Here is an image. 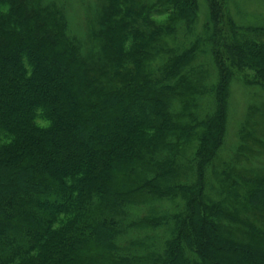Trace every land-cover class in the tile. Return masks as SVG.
I'll use <instances>...</instances> for the list:
<instances>
[{"label":"trees","instance_id":"obj_1","mask_svg":"<svg viewBox=\"0 0 264 264\" xmlns=\"http://www.w3.org/2000/svg\"><path fill=\"white\" fill-rule=\"evenodd\" d=\"M103 1L89 31L68 0H0V264H264V166L223 158L264 25Z\"/></svg>","mask_w":264,"mask_h":264},{"label":"rangeland","instance_id":"obj_2","mask_svg":"<svg viewBox=\"0 0 264 264\" xmlns=\"http://www.w3.org/2000/svg\"><path fill=\"white\" fill-rule=\"evenodd\" d=\"M68 1L72 16H78L83 28L92 31L104 1ZM227 4L239 23L264 25V0H227ZM157 63L155 57L150 66L154 67ZM254 77V73L247 68L240 71L230 93L223 158L227 161V167L239 173L238 177L242 174L248 176V166L257 171L264 169L257 168L264 166V93L259 90V86L248 82ZM238 145H243V149L235 153Z\"/></svg>","mask_w":264,"mask_h":264}]
</instances>
